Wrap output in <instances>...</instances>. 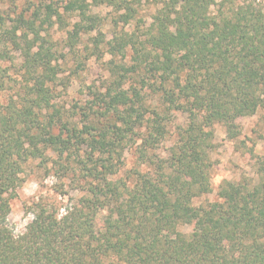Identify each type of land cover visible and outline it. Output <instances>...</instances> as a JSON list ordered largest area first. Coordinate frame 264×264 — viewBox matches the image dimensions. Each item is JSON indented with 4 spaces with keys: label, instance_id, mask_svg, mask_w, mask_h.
<instances>
[{
    "label": "trees",
    "instance_id": "trees-1",
    "mask_svg": "<svg viewBox=\"0 0 264 264\" xmlns=\"http://www.w3.org/2000/svg\"><path fill=\"white\" fill-rule=\"evenodd\" d=\"M150 4L42 0L15 17L0 9V47L21 52L25 78L19 100L0 111V264H264V155L255 183L226 182L219 201L196 204L212 192L215 126L234 141L237 120L264 109V6L158 0L147 26L139 14ZM94 6L112 8L115 25L135 29L105 44L111 81L74 122L54 103L61 66L42 32L69 27L67 46L77 53L101 25ZM101 44L95 38L92 50ZM9 58L0 51V88ZM177 112L185 124L158 157ZM128 141L138 144L139 168L123 173ZM31 161L51 164L61 182L76 176L83 195L72 205L34 203L32 221L16 235L5 220ZM193 223L192 233L181 232Z\"/></svg>",
    "mask_w": 264,
    "mask_h": 264
},
{
    "label": "rangeland",
    "instance_id": "rangeland-1",
    "mask_svg": "<svg viewBox=\"0 0 264 264\" xmlns=\"http://www.w3.org/2000/svg\"><path fill=\"white\" fill-rule=\"evenodd\" d=\"M40 1L42 0H0V9L4 14L9 13L10 17H15L14 11L20 12L30 3L37 4ZM256 1L264 6V0ZM157 2L158 0H151V4L146 5L140 11L139 18H142L147 26L152 22ZM91 10L92 14L101 18V25L95 32L83 37L77 53L69 52L67 46L66 31L69 30V27L61 29L55 25L48 32H42V35L48 38L50 46L57 51L58 64L61 66L59 80L56 83L54 103L63 110L64 114L72 120L74 119V122H79L82 118L81 113L84 111L90 112V102L93 100L91 93L98 89L104 91L111 81L109 61L112 57L105 52L107 49L105 44L117 39L123 30L132 33L135 29L134 23L126 27H123L122 24L115 25L117 15L112 8L94 6ZM216 11L217 7L211 8L212 14H215ZM66 20L69 24H73L77 18L76 15H72ZM97 37L103 44L100 45V50L94 52L92 50L93 43ZM1 50H6L10 58L1 62L2 68L5 70V83L4 87L0 88V111L9 104L12 98L19 100L25 87L21 52L12 50L10 47L7 49L0 47ZM120 57L117 56L116 62L120 61ZM148 99L151 103L152 98L148 96ZM169 123V133L163 138L156 151V155L161 158L167 155L168 149L173 144L176 128L185 124V116L178 112L173 113L170 115ZM79 125L81 127L83 124L79 123ZM237 125L240 135L234 141L227 138L221 126H215L214 148L210 153L213 164L211 171L212 192L198 198L197 205L219 201V189L226 182L255 183L257 181V161L264 155V109L258 110L253 116L238 119ZM126 143L122 155L123 173H132L139 168L138 144H134L133 141ZM50 168L51 164L46 168L41 166L39 161H31L25 168L22 175L23 182L10 200V214L5 220L6 226L16 235L24 233L27 225L32 221L31 206L34 203L42 200L56 201L59 205H72L82 197L83 193L77 188L79 182L76 181V176L71 175L69 181L62 180L63 182H61L53 172H48ZM63 189L66 195L61 196L60 191ZM197 226L196 223L183 225L180 230L185 234H190Z\"/></svg>",
    "mask_w": 264,
    "mask_h": 264
}]
</instances>
